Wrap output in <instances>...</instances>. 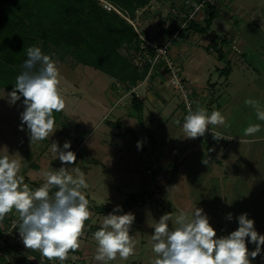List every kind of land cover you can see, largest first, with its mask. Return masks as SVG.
<instances>
[{"label": "rangeland", "instance_id": "1", "mask_svg": "<svg viewBox=\"0 0 264 264\" xmlns=\"http://www.w3.org/2000/svg\"><path fill=\"white\" fill-rule=\"evenodd\" d=\"M141 9L142 8L139 9V13L136 12L135 17L130 19L136 23V29L142 35L157 37L162 32H160V25L164 18L162 12H164L165 9L161 7L160 13L157 11V5H150L145 11H141ZM261 14L264 15V10ZM151 24L152 26L156 25V27L154 29L151 28L149 33L148 30ZM214 29H216V26ZM190 33L193 35H188V37L174 41L171 54L175 59L178 57L177 60L180 62L181 74L184 80L189 82L184 76L189 72V62L187 61L188 58L186 60L185 58L183 59V57L187 51H193L192 61L195 62L192 67H196L197 65H199V68L201 67V70L204 72V75L201 76L203 82L207 80L210 83L217 82V88L212 91L213 93L218 89L222 90L221 96L218 98V103L214 101V104H218V107H221V109L214 108L213 110L221 112L225 117L226 124L224 126L217 125L218 130L215 129L216 125H210L209 127L214 129V134L218 133L225 137V139L221 140L224 142L223 144L228 145V147H232L231 144L237 143L239 145H246L244 141L235 140L234 135H243L244 129L250 124L259 123L255 109L246 105L245 100L249 99V96H253L254 99L257 98L256 100L259 101L262 108H264V96L261 95L264 92V72L261 70H253V77L255 78L253 80L255 83L252 84L256 87L257 92L249 90V87L253 88V86H247V80L243 77L244 82L241 81L237 87L236 83H229L228 88H225V90L229 92V95H227L223 92L224 87H222L226 75L220 76L221 69L217 70L218 67L223 68L225 64H223L215 54L208 53L206 47L200 44L197 38H201V35L197 34V36L194 37L196 33L194 30ZM262 36L263 33L260 37L263 38ZM260 45L261 46L257 48H261L264 51L263 43ZM130 50L132 52V49ZM52 51L53 55H51V57L57 62V67L60 72L61 82L59 87L66 104L63 110L64 115L55 124V132L53 135L49 134V137L43 141L30 143L26 125L23 131L20 130V113L24 110L23 99L21 98V100L17 101L15 104H10L7 95L3 93L6 96L0 100V157L8 155L10 160H18L21 164L20 173L23 174L29 182L34 184L44 183L46 179L44 175L45 172L58 169L62 166L61 161L57 158L56 152L52 149V143L56 142L59 147L62 148L66 141L70 142L71 148L69 150L75 152L77 157L76 164L63 166L70 168L69 172L73 176H78L75 169H79L85 174L88 188L82 191L92 195V200L90 201L92 205L96 203L121 207L131 193L139 194L140 200L132 207L131 213L135 215L137 212H140L139 214H142V216H140V219H136L137 217H135V222L136 220H140L136 222V224L138 223L137 225H141V220L143 219V224L146 223L147 226H144L145 230H137L135 228L133 231H130V235L133 236L135 243L134 254L136 250L142 249V239H151L156 222H158L159 218L165 213L172 214V219L169 223L170 226L174 228L178 226L176 225L177 217L181 213H184L187 217L191 218L193 209L196 206L204 210L210 222H217L218 226H221L218 231L220 230L223 235L226 228H232V224H230L232 221L226 219L228 213L232 214L233 210L230 212L232 206L222 202L220 194L222 193L223 196L224 193L229 195L232 191H234L233 193H236L235 191L238 192V190L243 191L244 188L241 183L248 185L249 182L247 181L246 175L243 176L242 174L240 181H231L228 174L222 171L219 176H213L211 174L213 169L212 166L210 164L203 165L202 161L204 156L201 157L200 149L195 148L197 141L193 139V142H191L192 144H189V146H185L182 140H178L177 138L173 142H166L164 140L166 134H164L165 132L163 133V130L169 133H174V130L172 127H169L170 125L167 123L163 125L159 124V119H155L154 122L150 124L146 119V125L144 124L145 127L141 125L137 117L129 119L126 123L132 125L136 129L134 132L131 131L130 135L121 133L120 136H124L125 145L120 144L119 140L121 137L117 134L119 131L115 130L116 132L113 133L111 130L112 125L108 122V119L112 117V114L108 113L110 108L109 96L111 95L112 97L113 95V100L119 96L115 87V83L118 79L112 80L110 75L94 67L77 63L70 54L64 51L55 48H53ZM121 51L123 54L129 55L131 62L134 64L133 55L136 52L133 51V55H131V53L128 52L129 50L124 47L121 48ZM205 55L208 56L207 60L202 59ZM182 59L183 65H181ZM233 67L234 69H239L237 65ZM199 68L197 67V69ZM230 78H232V76H230ZM143 79L138 81H142ZM189 84L194 93V100L196 101L194 104L195 110L198 106L195 92L197 94L198 92L196 91V87L190 82ZM153 89L154 88L150 86L147 87L146 90H141L147 93L149 91L152 92ZM159 89H168L167 93L175 98V101L180 105H178L179 109H182L181 111L185 113V116L187 115L182 97L177 90L170 86L161 87ZM206 89L210 91L212 88L206 85ZM4 90L11 92L8 89ZM108 90H113V93L110 94ZM115 90L117 93H114ZM3 94H0V97H2ZM210 97H214V95L211 94ZM120 106L122 105H118L117 107L119 108ZM114 112H116V110ZM159 132H162L160 134L161 137L159 136ZM205 133L207 134L208 131L206 130ZM100 141H104L105 144L100 143ZM138 141L142 144V147L139 149L137 148ZM144 143L147 144L146 149L143 146ZM107 144L111 146L110 148L115 147L117 149V151L113 149L112 152H118L120 158L113 163L105 161L104 166L103 163L96 162L95 160H100L103 156L105 157L108 155L109 152L103 150L107 149ZM125 146L126 149L122 150L121 148ZM155 146H157V148L155 152H153L152 149ZM160 147L161 150L166 148L168 155L174 154L175 157L173 156L169 160L171 166L166 165L163 167L160 162L147 159L153 156V153L158 152V148ZM143 152L145 153L143 154ZM91 188H95V190ZM231 201L232 204L234 201L236 202L234 208H236V205L239 208L244 205V203L238 199H231ZM154 208H158L159 210H155ZM157 212H159V215ZM95 214L96 218L93 221L95 224L84 229V231H87L89 234L94 233L99 226L102 225L105 216L102 214ZM134 226L135 225L132 224L131 227ZM236 228H238V226L233 227L232 230ZM143 231L145 232L143 233ZM246 243L250 252L255 250V244ZM134 257H132V255L129 257L128 264H132L131 261L134 260ZM252 264H264L263 246L261 254L252 260Z\"/></svg>", "mask_w": 264, "mask_h": 264}, {"label": "clouds", "instance_id": "2", "mask_svg": "<svg viewBox=\"0 0 264 264\" xmlns=\"http://www.w3.org/2000/svg\"><path fill=\"white\" fill-rule=\"evenodd\" d=\"M23 69L12 91L7 93L8 101L15 104L23 98L20 130L26 125L30 143L43 141L55 132L53 113L62 112L66 106L59 87L60 72L57 62L35 46L27 49ZM245 104L255 109L258 120L264 121V108L259 101L249 98ZM225 124L220 111L213 110L209 115L207 109L197 106L193 110L189 105L182 128L186 138L195 139L204 136L210 125ZM260 131V124H250L244 129V135L255 136ZM213 138L225 139L218 133H213ZM141 147L138 141L137 148ZM70 148L71 143L67 141L62 148L52 143L62 166L45 172V182L35 189L19 175L18 160H10L8 155L0 157V221L15 210L25 248L39 251L48 261L63 262L69 252L80 248L85 222L92 216L89 201L82 191L88 188L85 174L75 169L78 176H73L70 168L63 166L76 164V154ZM202 162L208 163L207 160ZM171 219L172 214L165 213L156 222L151 235L152 250L156 254L153 264H252L264 246V235L257 232L254 219H249L247 213L236 217L239 225L236 230L221 237H217L202 208L195 206L191 218L181 213L176 219L177 227L170 226ZM226 219L231 221L232 214L228 213ZM134 221L135 215L123 213L120 206L105 215L101 227L93 233L97 243L94 260L109 264L117 256L127 260L133 255L135 243L130 228ZM246 238H249L248 243L255 244L254 251H249Z\"/></svg>", "mask_w": 264, "mask_h": 264}, {"label": "crops", "instance_id": "3", "mask_svg": "<svg viewBox=\"0 0 264 264\" xmlns=\"http://www.w3.org/2000/svg\"><path fill=\"white\" fill-rule=\"evenodd\" d=\"M263 10L264 0H218V5L214 7V11L217 13V17L213 20L208 31L204 34L194 31L196 32L194 34V37H196L197 34L201 35V38H197L199 39L200 44L206 47L208 53L215 54L219 60L220 58L217 52L211 47L213 46L215 41H221L222 44H220L219 46L224 52L225 61H220L225 64V66L223 68L218 67L217 70L221 69L220 76H223L224 74L226 75L222 87H224L223 92L227 95H229V92H227L225 88H228L229 83H236L237 87L241 81L244 82L243 77L245 80H247V86H253V88L249 87V90L257 92L256 87L252 83H255L253 80L255 79L253 77V70H261L262 72H264V51L261 48H257L261 46V43H263L264 46V15L261 14ZM150 26V29L148 28L149 33L151 28L154 29L156 25L152 26L151 24ZM215 26L216 29H214ZM262 33L263 38L260 37ZM189 35L193 34L190 33ZM192 53V50L187 51L183 57V59L185 58L186 60L188 58L187 61L189 62V72H187V74L184 76L194 87H196V91L199 94L198 95L195 92L198 106L207 109V112L210 115V111L212 112L214 108L221 109V107H218V104H214V101L218 103V98L221 96L222 90L218 89L217 91H214L215 93H213L212 91L217 88V82L210 83L208 80L203 82L201 76L204 75V72L203 70H201V67L199 68V65H197V63L196 67H192L194 65L193 63L195 62L192 61ZM183 59L181 60V65H183ZM202 59L207 60L208 56L205 55L204 58L202 57ZM233 64L237 65L239 69H234ZM197 67L199 69H197ZM225 67L226 70H224ZM230 76H232V78H230ZM114 79L115 78L112 77V80ZM167 79V71L165 69H161L159 75L153 76V78L148 82L149 84L146 83L139 86V90L142 93L140 100L143 103V121L145 125L146 119L148 120L149 124L153 123L155 119H159L158 122L161 125L167 123L168 125H170L169 127L173 128L174 133H169L163 130V133L165 132L164 134H166L164 140L166 142L168 141L169 143L170 141L173 142L177 138L178 140H182V143H184L185 146H189V144H192L191 142H193V139L186 138L182 128L185 113L181 111L182 109H179L180 105L177 101H175V98L167 93L168 89H159L161 87H167ZM136 84H138V82ZM206 85L211 87L212 89H210L209 91V89H206ZM150 86L155 90L153 89L152 92L149 91L147 93L143 91ZM4 89L6 88L0 89V94L5 93L7 95V93L9 92ZM108 92H110L111 94L113 93V90H108ZM114 93H117L116 90ZM211 94H213L214 97H210ZM6 95L3 94L2 97H0V100ZM261 95L264 96V92ZM249 98L254 99L253 96H249ZM109 100L110 108L108 113H111L112 117L111 119H108V122L110 123V125H112L111 130L113 131V133L116 132L115 130L119 131L117 133L119 134L118 136H120L121 133H127L128 135H130V132H134L136 128L126 123V121H129V119H132L133 117L138 118V114L136 109L134 108L132 100H128L126 104H123L119 108L117 107L118 105L115 106L114 104V101L116 99L113 100V95L112 97L111 95L109 96ZM115 110L116 112H114ZM63 115L64 112L62 111V117ZM177 121H179L180 123L177 124ZM258 124L261 125V131L255 134V136H245L244 134L234 135L235 140H241V142L244 141L246 142V145H239L237 143L231 144L232 147H228V145L223 144L224 142L221 139H214L213 133L209 132L207 133L208 135L205 133L206 136L204 135L202 137H197L194 139V141H197L195 148H199L201 151L200 156H204L203 160H207V164H210L212 166L213 169L211 174L213 176H219L220 172L222 171L223 173L228 174L231 181H240V177L242 174L243 176L246 175L248 179L247 181H249L248 185L240 182L241 184H243V191L238 190V192L235 191L236 193H233L234 191H232L229 195H226V193H224L223 196L222 193L220 194L221 201L225 202L226 205L232 206L230 208V212L233 210V219L230 223L232 224V228H226L225 231L221 230L224 231V235L222 234V232H220V230L218 231V229H220L219 227L221 226H218L217 222L209 221V223L216 230L217 237L226 236L234 231L232 230L233 227L239 226L237 225L238 220L236 219V217H238L242 213H247L249 219H254L255 229L259 234L264 235V121L259 120ZM215 129L218 130L217 125L215 126ZM161 133L162 132H159V136ZM120 137V144L125 145L124 136ZM100 143L105 144L104 141H100ZM107 145V149L103 150L105 152H109L108 155L105 157L103 156L102 159L100 158L101 161L95 160L96 162H101L104 164V162L107 161L113 163L114 161H118V159L120 158V154L118 152L115 153L117 149L115 147L110 148L111 146L109 144ZM126 146L121 149H126ZM143 146L145 149L147 148V144L144 143ZM156 148L157 146H155L152 151L155 152ZM113 149L115 150L114 153L112 152ZM144 153L145 152H143V154ZM153 154V156H150L147 159L158 161L163 167L166 165L171 166V162H169V160L174 156V154L168 155V152H166V148H164V150H161L160 147L158 148V152ZM91 189L95 190V188ZM85 195L89 198V210L92 213L91 218L85 222V228H89L92 224H95L93 223L94 219L96 218L95 213H102H98L92 208V203H90V201L92 200V195L86 193ZM231 199L241 200L244 205L241 208L236 205V208H234L236 202L234 201V203L232 204ZM93 205L100 204L93 203ZM154 209L159 210L158 208ZM139 213L140 212H137L135 214V217H137L136 219H140V216H142V214ZM157 213L159 215V212ZM15 214H17L15 210L9 213L2 221H0V226L7 224L9 219ZM139 221L140 220H136V222ZM141 221V225H137L138 223L136 224V222L134 221L133 224L135 226L131 227L130 231H133V229L135 228L137 230H145L144 226H147V224H143V219ZM100 227L101 225L99 226V228ZM144 232L145 231H143V233ZM248 240L249 238H247L246 242H248ZM152 244L153 242L151 241V239H142V249L135 251V254L132 255V257H135L134 260L131 261V263L153 264V261L156 258V254L152 250ZM96 248L97 243L93 238V233L89 234L87 233V231H84L83 235L80 238V248L76 252H69L68 259L63 262H60L58 260L48 261L41 255L39 251L27 249L21 242V244L18 245H9L1 251L0 264H102V262L94 260ZM129 257L127 260H123L119 256H117V258L109 262V264H128Z\"/></svg>", "mask_w": 264, "mask_h": 264}, {"label": "trees", "instance_id": "4", "mask_svg": "<svg viewBox=\"0 0 264 264\" xmlns=\"http://www.w3.org/2000/svg\"><path fill=\"white\" fill-rule=\"evenodd\" d=\"M107 1L130 18L149 3V0ZM216 17L214 7H209L204 25L193 23L192 29L204 34ZM140 43L133 25L117 11L105 9L100 0H0V89L12 91L16 77L24 71L27 49L33 46L49 56L53 55V48L64 51L77 63L94 67L118 81L136 84L145 74L121 48H127L133 55ZM220 44L221 41H215L211 48L225 61ZM132 103L145 127L142 101L135 97ZM53 116L57 123L62 112H54ZM139 200V194H130L121 206L123 213L131 212ZM92 208L108 214L116 206L103 204Z\"/></svg>", "mask_w": 264, "mask_h": 264}, {"label": "built area", "instance_id": "5", "mask_svg": "<svg viewBox=\"0 0 264 264\" xmlns=\"http://www.w3.org/2000/svg\"><path fill=\"white\" fill-rule=\"evenodd\" d=\"M100 2L105 9L117 11L135 29L137 28L136 23L130 17L125 16L114 4L107 0H100ZM150 5H157L158 13L161 12V7L165 9L162 12L164 18L160 25V32H162L157 37H147L136 29L141 43L133 55V61L138 70L144 72L145 76L142 81H138V84L116 81L115 87L119 96L116 98L114 104L115 106L123 105L135 97L141 98L142 93L139 90V86L148 83L153 76L159 75L161 69H165L168 73L166 86H170L180 93L185 110L188 113L189 105L194 110L196 102L194 100V93L189 82L184 80L181 74L180 62L172 56L171 48L174 41L188 37L193 30V23L204 25L205 18L209 13V7H216L218 0H149V3L141 11L147 10ZM139 11L137 10V13ZM158 49H163L164 51L159 52L157 51ZM207 131L209 133L214 132L211 127H208ZM19 175L23 174L19 173ZM24 181L32 189L38 188L43 184L31 183L25 176ZM18 223L19 216L17 213L9 219L7 224L0 226V254L9 245L21 244L22 239L19 235Z\"/></svg>", "mask_w": 264, "mask_h": 264}]
</instances>
